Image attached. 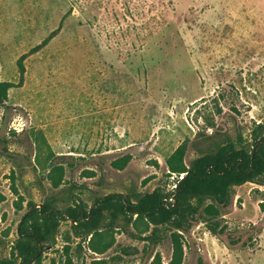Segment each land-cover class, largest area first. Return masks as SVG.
Segmentation results:
<instances>
[{
    "label": "rangeland",
    "instance_id": "rangeland-1",
    "mask_svg": "<svg viewBox=\"0 0 264 264\" xmlns=\"http://www.w3.org/2000/svg\"><path fill=\"white\" fill-rule=\"evenodd\" d=\"M0 81L13 84L0 104L6 256L26 202L54 191L34 169L38 132L65 155L63 185L85 186L88 205L94 194L129 187L171 189L165 157L208 122L207 133L238 127L248 136L252 122L264 120V0H0ZM125 155L124 168L111 165ZM195 155L188 146L185 163ZM220 224L217 235L201 223L184 234L182 264H264V185L236 186ZM68 228L60 223L41 264H68ZM112 234L115 243L100 255L73 239L72 264H90L91 256L145 264L156 251L164 263L170 258L168 237L152 247L119 229ZM130 246L136 251L125 253Z\"/></svg>",
    "mask_w": 264,
    "mask_h": 264
},
{
    "label": "trees",
    "instance_id": "trees-1",
    "mask_svg": "<svg viewBox=\"0 0 264 264\" xmlns=\"http://www.w3.org/2000/svg\"><path fill=\"white\" fill-rule=\"evenodd\" d=\"M56 32L57 29L51 31L33 50L47 43ZM152 36L153 30L149 29L143 39L147 41ZM131 54L128 52V57ZM116 56H120L119 52ZM18 65L22 73L20 60ZM12 85L0 81V104ZM207 125L205 129L212 123ZM205 129L198 130L192 139L185 138L165 157L168 176L174 178L171 189L156 186L149 191L129 187L124 192L94 194L90 205L80 195L85 186L73 180L63 185L66 166L61 159L65 155L54 154L42 133L34 134V169L42 170L54 191L44 195L40 202H26L16 236L10 241L8 254L0 256V264H41L43 253L56 244L62 221L69 223L62 246L68 264H72L69 253L73 239L78 249L85 244L91 255H100L115 243L112 234L115 229L152 247L168 237L171 246L168 262L164 263L156 251L145 264H182L184 234H189L193 225L201 223L210 233L219 234L221 217L232 203L234 188L245 182L264 185V140L251 157L252 146L264 135V120L252 122L248 136L238 127L234 133L216 129L207 133ZM188 146L196 155L185 163ZM129 159L130 155H125L112 160L111 165L122 169ZM67 164L72 166L70 162ZM21 208L22 198L16 204V209ZM123 251L132 254L136 247ZM106 263L107 258L91 256L90 264Z\"/></svg>",
    "mask_w": 264,
    "mask_h": 264
},
{
    "label": "water",
    "instance_id": "water-1",
    "mask_svg": "<svg viewBox=\"0 0 264 264\" xmlns=\"http://www.w3.org/2000/svg\"><path fill=\"white\" fill-rule=\"evenodd\" d=\"M264 140V135H262L260 138L257 139V141L255 142V144L252 146V150H251V157L254 154V150L255 148ZM41 252V251H40Z\"/></svg>",
    "mask_w": 264,
    "mask_h": 264
},
{
    "label": "built area",
    "instance_id": "built-area-1",
    "mask_svg": "<svg viewBox=\"0 0 264 264\" xmlns=\"http://www.w3.org/2000/svg\"><path fill=\"white\" fill-rule=\"evenodd\" d=\"M18 126H19V123H17V125H13L12 127H13V129L19 131V130L22 129V128H21V127L18 128ZM173 186H174V185H173Z\"/></svg>",
    "mask_w": 264,
    "mask_h": 264
}]
</instances>
